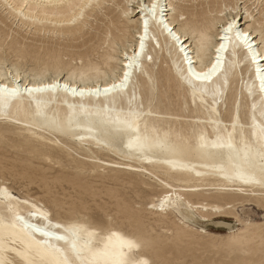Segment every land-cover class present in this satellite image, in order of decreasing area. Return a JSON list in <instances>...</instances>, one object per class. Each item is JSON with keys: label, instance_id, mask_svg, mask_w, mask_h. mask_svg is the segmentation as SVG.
Segmentation results:
<instances>
[{"label": "bare ground", "instance_id": "bare-ground-1", "mask_svg": "<svg viewBox=\"0 0 264 264\" xmlns=\"http://www.w3.org/2000/svg\"><path fill=\"white\" fill-rule=\"evenodd\" d=\"M4 1L28 27L62 36L81 30L82 17L105 0ZM239 1L124 0L98 46L83 51L73 45L56 49L43 40L16 47L1 31L0 52L12 50L19 59L0 55V119L20 125L29 134L23 144L41 158L62 161L53 147L38 149L40 139L84 151L85 160L74 165L80 174L89 168L104 179L130 177L143 190L157 186L164 203L153 198L150 209L160 217L181 199L202 223L214 214H235L232 207L257 194L264 205V0H255L262 16L254 23H249L250 7L241 8ZM148 43L167 68L156 71ZM28 57L39 65L32 73L23 69ZM137 71L143 93L134 87ZM4 181L0 264L150 263L144 249L155 250L157 244L130 220L135 214L122 203L118 214L126 215L139 236L132 228L126 233L117 217L105 221L57 200L51 205L60 209L54 216L47 202L19 196ZM193 197L215 201L197 204ZM218 223L228 227L234 243L253 240L251 224Z\"/></svg>", "mask_w": 264, "mask_h": 264}, {"label": "rangeland", "instance_id": "rangeland-1", "mask_svg": "<svg viewBox=\"0 0 264 264\" xmlns=\"http://www.w3.org/2000/svg\"><path fill=\"white\" fill-rule=\"evenodd\" d=\"M124 3V0L103 1V5L92 12V15L82 17V20H84L86 24L83 25L81 30L61 36L59 33L38 31L35 25L28 27V25L20 20L22 17H18L19 19L14 17V15H12L15 13L14 10L10 9V6L4 0H0V33L1 31L9 33L7 42H16V47L23 48L24 46L36 43L39 45L42 42L41 40H43V43L47 46L56 49L66 45H73L75 47L74 50L83 51L92 46H98L104 36V31L109 24V20L118 14ZM239 3L241 8H243L245 4L246 7H250L252 16L250 18L251 22L249 21V23H254L255 19L262 16V6L261 4L258 5L255 3V0H240ZM242 12L245 11L242 10ZM25 21H27V19ZM75 24L77 23L74 22L72 25ZM38 25H42V23H38ZM153 40L155 43L154 46L159 48L156 42L157 40ZM103 46L106 47L105 44ZM147 49L150 52L151 50L153 51V53H151L156 63H158L155 66L156 71L158 69L167 68L166 64H161L162 54H160L161 56L159 55V58H157L158 60L155 59L156 54L151 48V43L147 44ZM100 52H103V50L101 49ZM3 53L7 54V58L9 59L10 57L13 62L19 59L12 50H7L6 52L2 51L0 55L3 56ZM64 59H67V57ZM23 62L25 63L23 68L25 73H32L33 69L39 68L38 63L29 57ZM140 75L141 73L137 71L133 79L135 85L134 83L133 85L134 87L136 86L137 92L142 90L143 93V88L139 85ZM227 92L229 93V91ZM156 93L159 94V90H157ZM224 98H226V96H224ZM156 100L153 101L154 104L158 102V100ZM140 101L141 100H139V102ZM144 104H147V102ZM141 108H143V104H141ZM0 124L2 125L0 126V183L5 180L6 184L12 188L11 190L19 196H25L26 193L27 197L30 195V197L33 198L39 197L44 203L47 202L46 205L51 209L54 216H57L56 212L60 211L59 207L55 205L51 206L53 205V200H57L59 203L65 205L66 208H72L73 206L77 208L82 207L81 209H85H83L84 213L88 212L93 216H98L99 219H105V221H110L113 217H117V223L124 228L123 230H125L126 233L139 236L130 225V220L134 221V224L141 229L143 235L145 237L151 236V238H154L155 244H157L155 250L149 247L144 249L143 254H145L146 257L148 256L147 258L151 260H149V264H264V205L260 200L258 201V199L254 198L263 199L262 194L252 196L248 198V201H246V199L245 203L236 204V207L231 208L232 211L234 210L233 212L235 214H214L203 223L202 221L204 219H201L200 214L196 212V209L191 208V205L185 199L176 200L175 202L172 201L169 208H167V213L169 214L164 217L161 216V218L159 214L151 212L150 209V202L153 200H155L156 204L164 203L160 197V190L156 186V184L159 183L157 180L154 179V186H156V188L153 191V189L143 190L141 187L139 188L136 181L130 179V177L118 181L104 179L99 177L95 172L90 171L89 168L85 169L83 174H80L74 169V165L85 158L83 155L84 151L66 147L65 145L63 146L64 149L58 148L53 142L40 139V144L43 143L44 145L37 143L38 149L43 150L49 148L47 150H50L53 147V151L61 158L62 161L60 163H54L53 161L51 162L41 158L38 151H31L28 146L23 144L24 136L29 134L26 131H22L19 128L20 125L2 119H0ZM3 129L6 130V132L3 131ZM93 147L94 150L98 151L100 154L114 156V153L107 149L100 150L95 146ZM27 148L28 151H26ZM66 148L70 152H68ZM36 152L38 153L37 155H35ZM193 201L195 203L202 201L211 202L215 201V199L210 198L206 200V198L203 199V197H193ZM119 204L123 207L126 206L125 209L128 208L127 210L130 212L133 210L134 212L132 211L131 213L132 215L135 214L133 217L134 219L130 218L129 220L125 217V214L124 216H121V213L118 214V210H120ZM230 206L231 205H229V207ZM154 211H157V209L154 208ZM159 211L161 212L160 209ZM187 211H189L192 216L189 215ZM194 216L196 218H194ZM99 219L96 220L100 221ZM173 220L175 222H173ZM116 221L114 220L113 223H116ZM136 221H139L138 224ZM181 221L185 222V225H190L191 228L185 227ZM218 221L231 223L235 228L243 227L245 224L253 225V229L255 226L252 234L253 240L247 244L234 243L228 240V227L221 223L216 224ZM198 227L208 232L199 233L195 231L194 229ZM130 230H132L131 233H129Z\"/></svg>", "mask_w": 264, "mask_h": 264}, {"label": "snow or ice", "instance_id": "snow-or-ice-1", "mask_svg": "<svg viewBox=\"0 0 264 264\" xmlns=\"http://www.w3.org/2000/svg\"><path fill=\"white\" fill-rule=\"evenodd\" d=\"M229 27H231V25H229ZM129 247H134V245L129 244ZM143 264H147V262H143Z\"/></svg>", "mask_w": 264, "mask_h": 264}]
</instances>
